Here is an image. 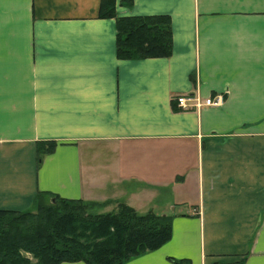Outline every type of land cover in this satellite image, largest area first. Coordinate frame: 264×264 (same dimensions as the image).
<instances>
[{
    "label": "crops",
    "instance_id": "1",
    "mask_svg": "<svg viewBox=\"0 0 264 264\" xmlns=\"http://www.w3.org/2000/svg\"><path fill=\"white\" fill-rule=\"evenodd\" d=\"M120 1L169 17L168 58L117 59L100 0H0V210L123 203L171 226L123 264H264V0Z\"/></svg>",
    "mask_w": 264,
    "mask_h": 264
},
{
    "label": "trees",
    "instance_id": "2",
    "mask_svg": "<svg viewBox=\"0 0 264 264\" xmlns=\"http://www.w3.org/2000/svg\"><path fill=\"white\" fill-rule=\"evenodd\" d=\"M120 4L129 5L130 0ZM117 0H100L99 19H115V55L119 60L168 58L172 51L170 19L165 15L116 16ZM54 150L39 144L37 160ZM41 195L34 212L0 210V264H123L158 249L171 238L168 217L138 214L123 203L111 213L93 214L92 204ZM176 264H180L179 262Z\"/></svg>",
    "mask_w": 264,
    "mask_h": 264
},
{
    "label": "built area",
    "instance_id": "3",
    "mask_svg": "<svg viewBox=\"0 0 264 264\" xmlns=\"http://www.w3.org/2000/svg\"><path fill=\"white\" fill-rule=\"evenodd\" d=\"M222 96L215 95L213 97L201 100L197 95H181L175 98L176 107L180 111H197L202 107H217L222 104Z\"/></svg>",
    "mask_w": 264,
    "mask_h": 264
},
{
    "label": "rangeland",
    "instance_id": "4",
    "mask_svg": "<svg viewBox=\"0 0 264 264\" xmlns=\"http://www.w3.org/2000/svg\"><path fill=\"white\" fill-rule=\"evenodd\" d=\"M41 200L44 206H48L55 201L54 197H50V196H42ZM88 210L92 211V208H89Z\"/></svg>",
    "mask_w": 264,
    "mask_h": 264
}]
</instances>
